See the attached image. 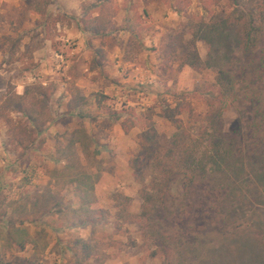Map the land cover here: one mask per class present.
<instances>
[{
    "label": "rangeland",
    "instance_id": "obj_1",
    "mask_svg": "<svg viewBox=\"0 0 264 264\" xmlns=\"http://www.w3.org/2000/svg\"><path fill=\"white\" fill-rule=\"evenodd\" d=\"M100 1L69 0L59 11L57 0H0V100L30 85L55 88L40 147L23 155L5 147L0 122V264H76L77 241L93 246L81 264H264L262 1L252 5L261 33L251 53L240 49L238 22L212 50L193 37L232 12L228 0H110L116 26L136 25L112 43L76 22ZM76 93L85 119L66 114ZM211 98L223 108L215 137L197 118ZM167 106L181 113L158 117ZM147 118L164 144L178 140L175 165L202 162L194 188L174 179L186 193L175 206H142L155 169L137 173L132 161L143 162ZM224 144L230 159L211 172L206 154ZM11 228L16 248L4 240Z\"/></svg>",
    "mask_w": 264,
    "mask_h": 264
},
{
    "label": "trees",
    "instance_id": "obj_2",
    "mask_svg": "<svg viewBox=\"0 0 264 264\" xmlns=\"http://www.w3.org/2000/svg\"><path fill=\"white\" fill-rule=\"evenodd\" d=\"M228 1L230 7L233 9L232 12L214 23L201 24L198 26L193 37L204 41L209 46V49L212 50L218 37L238 22L239 24L237 25L241 27V29L239 28L240 49L243 53H251L256 48L261 33V28L258 24V15H261V12L257 13L255 11L256 7L252 6L255 0ZM261 1L264 6V0ZM114 14L115 12L110 0H101L96 5L85 8L80 18L76 19V22L82 32L100 37L107 40L108 43H112L114 40L113 34L118 32L132 34L136 29L134 21L129 19L125 20L121 26H116L113 22ZM96 52L104 55L102 48L97 49ZM186 65L196 67L197 62H187ZM218 73H222V70H219ZM54 93V87L45 88L41 85H30L24 88L22 94L7 92L1 98L0 122H3L7 127V142L4 143L5 147L12 146L14 151L18 150L19 155H23L31 149L40 147L44 143V140L39 138V136L43 134L46 126L54 119V114L50 107V101ZM85 101L86 98L80 95V93L74 94L73 98L67 103L66 114L74 115L79 119H85L87 116L84 112ZM212 102H214V98H211L209 101L208 111L203 115L199 114L197 118L202 123L201 128L206 130L210 137H215L223 133V108H214ZM180 111L181 109L169 108L167 106L166 108H162L157 116L172 120L174 115L181 113ZM146 121V129L139 134L138 138V144L141 148L139 157L143 162L141 163L140 159L132 161V166L137 173L142 174L143 168L148 167V165L155 169L154 173L156 176L151 179L153 186L142 197L143 209L146 210L151 201H157L162 207H167L168 205L175 206L177 204L175 202L182 201L186 197V193L180 194L175 190L179 186L174 179L180 177L183 180H188L190 187L195 186L197 169L200 168L195 163L199 162L201 164L202 162L193 156L186 160L185 166L175 165L173 158L176 154L175 152H177L176 150L180 149L178 146L175 147L178 140H174L171 145L164 144L151 118H147ZM70 147H72V143H70ZM177 154L179 155V153ZM229 154V147L225 144L222 145V148L216 147L214 152H207L206 155L214 159L213 164L209 166L210 171L223 170L225 167L221 168L222 162H226V158L230 159ZM177 167H184L186 170H178ZM205 168L206 166L202 169L205 171ZM77 243L81 244L83 254L82 257L77 259L76 264H81V262L92 256L93 246L90 243L83 244L81 241H77ZM21 247L23 248V245Z\"/></svg>",
    "mask_w": 264,
    "mask_h": 264
},
{
    "label": "crops",
    "instance_id": "obj_3",
    "mask_svg": "<svg viewBox=\"0 0 264 264\" xmlns=\"http://www.w3.org/2000/svg\"><path fill=\"white\" fill-rule=\"evenodd\" d=\"M58 2H59V4H60V8H62L61 10H60V8H58L59 9V11H65V9H66V5H67V2L69 1V0H57ZM146 11V10H145ZM77 15H79V14H77ZM60 27V26H59ZM81 31V30H80ZM82 32V31H81ZM1 178H2V174L0 173V180H1ZM14 230H16V228H11L9 231H8V234L5 236V242L7 243V245L8 246H10V248H13V247H15V244H14V242L16 241V240H14V238H13V235H9V233H11L12 231H14ZM16 232V231H15ZM16 248V247H15ZM25 248V247H24ZM20 250L22 251V250H24L22 247L20 248Z\"/></svg>",
    "mask_w": 264,
    "mask_h": 264
}]
</instances>
